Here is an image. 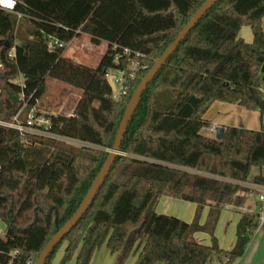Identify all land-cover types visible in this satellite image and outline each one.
Here are the masks:
<instances>
[{
  "label": "trees",
  "instance_id": "16d2710c",
  "mask_svg": "<svg viewBox=\"0 0 264 264\" xmlns=\"http://www.w3.org/2000/svg\"><path fill=\"white\" fill-rule=\"evenodd\" d=\"M0 10V121L10 122L38 102L45 80L80 91L72 115L45 113L47 132L95 148L76 147L0 126V264H34L50 238L72 217L114 145L125 108L146 72L205 0H15ZM17 14L20 18H17ZM264 0H220L196 23L141 95L102 186L64 244L59 264H89L105 245L120 264H207L241 258L258 228L244 214L235 243L222 250L212 237L219 211L239 207L241 185L264 168V130L225 127L221 140L201 132L214 102L264 114ZM247 27L250 43L238 36ZM87 35L107 48L89 67L48 49ZM137 63L120 99L106 73ZM95 103L97 105H95ZM24 121V117H20ZM31 136V137H30ZM33 136V137H32ZM264 187V172L253 179ZM160 196L209 207L211 244L194 241L197 222L157 214Z\"/></svg>",
  "mask_w": 264,
  "mask_h": 264
},
{
  "label": "rangeland",
  "instance_id": "374dc122",
  "mask_svg": "<svg viewBox=\"0 0 264 264\" xmlns=\"http://www.w3.org/2000/svg\"><path fill=\"white\" fill-rule=\"evenodd\" d=\"M75 39V38H74ZM89 40H85L84 38H76V40H71V43L64 49L63 55L66 57L70 55L74 58V61L83 65H87L89 67H94L97 65V58L100 56L102 52L101 46L95 47L92 45ZM67 54V55H66ZM71 59V58H70ZM73 60V59H72ZM116 73L114 71L109 72V76L107 81L111 87L113 93H116L119 90V84L115 82ZM80 91L68 86L65 83L53 80L51 78H47L45 80V91L42 97L37 102V108L41 111H46L50 113H60L61 115H67L68 111L73 109L74 103L79 96ZM95 105H97L95 103ZM62 108V111L60 109ZM206 136L210 138H214V135L204 133ZM31 137V136H30ZM33 137V136H32ZM45 138H53L57 141L63 143H72L77 147H81L80 143L73 142L70 140H66L60 137L52 136L50 134L46 136H42ZM38 138V136H37ZM95 148V147H94ZM242 185V184H241ZM243 186V185H242ZM244 187V186H243ZM167 199V200H165ZM190 207H193L190 209ZM188 209L189 212H188ZM153 210L157 214H163L168 216H174L181 220H184L187 223L197 222L199 226L205 227V230L194 232L191 235V238L196 241L194 235L196 233L205 234L208 237L211 235L206 231L208 230V212L209 207L204 206L203 208H199L196 204L186 202L183 200H179L176 198L160 196L153 206ZM206 212V215H205ZM231 212L220 210L218 214V218L212 230V237L217 242V232L216 227L218 222L223 223V226L226 225V220H221L223 217L228 215L230 217ZM191 216V217H190ZM205 216V219L202 221V218ZM202 221V222H201ZM222 227V226H221ZM5 234V225L0 220V238H4ZM227 234V233H226ZM197 242V241H196ZM199 243V242H198ZM211 243V241H210ZM64 244L60 245L57 251L54 253L50 264H59L62 254H63ZM95 262L94 264H118V254H112L108 251L105 245H102L95 251ZM136 253L135 251H131L126 259L120 264H134ZM65 264H74V259L68 261ZM207 264H219V260L217 257L212 256L210 262Z\"/></svg>",
  "mask_w": 264,
  "mask_h": 264
},
{
  "label": "crops",
  "instance_id": "0c3cea01",
  "mask_svg": "<svg viewBox=\"0 0 264 264\" xmlns=\"http://www.w3.org/2000/svg\"><path fill=\"white\" fill-rule=\"evenodd\" d=\"M261 28L264 32V17L261 19ZM238 36L247 43H250L252 40L251 32L247 27L241 28L238 32ZM80 38L81 39L84 38L85 40L90 41V38L87 35H83ZM74 40H76V38L73 39V41ZM99 46H101L102 52L100 56L97 58V61H99V59L105 52L107 48V44L105 42H101ZM95 47H98V46H95ZM66 57L74 60V58H72L70 55H67ZM79 97H80V94L74 103L73 109ZM73 109L68 111V113H66L67 116L72 115ZM60 111H62V108L60 109ZM53 114H56V113H53ZM57 114H60V113H57ZM204 119H206L210 123L209 126L223 127V128L242 126L246 129H251V130H260V129L264 130V114L261 115L258 111H248L237 105H231V104H226L222 102H214L209 107L207 112L204 114ZM70 141L83 144V145H80L81 147L94 148V146H91L85 143H81V142L74 141V140H70ZM67 144L73 145L72 143H67ZM262 172H264V168L262 170L255 168V167L252 168L247 181L244 183H241L248 190L247 192L242 193L243 201H242L241 206L239 207L224 206L222 208V210L224 211L231 212L230 213L231 215L230 217L226 215L225 217L221 219V220H226L225 226H223V223L221 225V223L218 222V225L216 227L217 245L219 246L220 249L228 251L233 247L235 243L236 225L239 222L242 215L253 214V215H257L258 217L261 214L262 203L259 201V196L264 194V187L254 184L253 179ZM191 208L193 207H190V209ZM190 209H188V212ZM205 215H206V212H205ZM204 219H205V216L202 218V221ZM194 238L196 239L197 242L201 244H204V245L211 244L210 237H208L205 234L196 233L194 235ZM95 251L92 255V258L89 264H94L95 262V257H94ZM134 259L136 260V256ZM219 264H264V224L258 225V228L253 233L250 239V242L241 258H239L238 260L232 261V262L227 261L225 259H219Z\"/></svg>",
  "mask_w": 264,
  "mask_h": 264
},
{
  "label": "water",
  "instance_id": "95a60500",
  "mask_svg": "<svg viewBox=\"0 0 264 264\" xmlns=\"http://www.w3.org/2000/svg\"><path fill=\"white\" fill-rule=\"evenodd\" d=\"M219 1L220 0H205L201 4V6L196 10L194 15L190 18V20L180 30V32L173 40V42L168 46V48L163 52V54L154 62L151 68L146 72L144 77L141 79L138 86L135 88L133 94L131 95L130 100L125 108L123 117L121 119V122L117 130L114 145L109 151L108 156L100 172L94 179L91 187L89 188L79 208L72 215V217L50 238V240L46 243V245L38 255V258L36 259L34 264H44L47 258L52 253L53 249L61 242L63 237L75 227V225L79 222L83 214L87 211L96 193L98 192L106 176L108 175L110 168L114 162V159L116 158L117 155H119L121 141L126 131L127 124L129 123L135 109L137 108L141 95L146 89L147 85L152 81V79L157 74V72L165 64L166 60L172 55V53L176 50L179 43L191 31V29L196 25V23L204 16V14L209 9H211ZM260 73H261V81L264 82V61L261 65ZM223 133H224V128L217 127L215 130L214 139L221 140Z\"/></svg>",
  "mask_w": 264,
  "mask_h": 264
},
{
  "label": "built area",
  "instance_id": "2783aa9c",
  "mask_svg": "<svg viewBox=\"0 0 264 264\" xmlns=\"http://www.w3.org/2000/svg\"><path fill=\"white\" fill-rule=\"evenodd\" d=\"M16 6L15 0H0V10L5 12H14ZM17 18H20V15L17 14ZM58 42L56 39H49L48 41V49L54 50L56 47L58 48H66L69 44ZM2 69V64L0 62V71ZM137 69V63L135 61L131 62V66L126 71H119V70H110L114 71L117 75L115 77V82L119 84V90L116 93L112 92V98L115 100L120 99L122 95H124L127 91V83L128 81L134 78V73ZM106 73V78L109 76V72ZM25 107L23 105L22 109L13 117L12 121L10 122H3L0 121V126L13 129L21 133L23 136L26 135H34V136H46L49 133L47 130L49 129V121L45 118V111H41L37 108V102L34 106H32L26 114H22V110ZM24 117V121H20V117ZM217 127L209 126L207 128H202V133H208L215 136V130ZM259 201L262 203L261 214L258 216L259 224H264V194L259 196Z\"/></svg>",
  "mask_w": 264,
  "mask_h": 264
}]
</instances>
